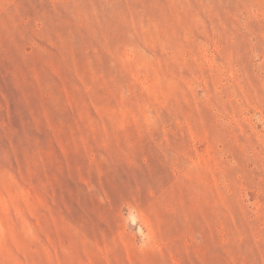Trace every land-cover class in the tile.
<instances>
[{"label": "rangeland", "instance_id": "obj_1", "mask_svg": "<svg viewBox=\"0 0 264 264\" xmlns=\"http://www.w3.org/2000/svg\"><path fill=\"white\" fill-rule=\"evenodd\" d=\"M0 264H264V0H0Z\"/></svg>", "mask_w": 264, "mask_h": 264}]
</instances>
